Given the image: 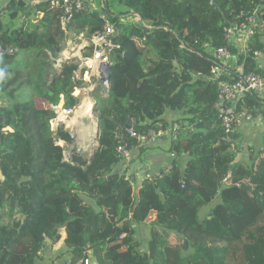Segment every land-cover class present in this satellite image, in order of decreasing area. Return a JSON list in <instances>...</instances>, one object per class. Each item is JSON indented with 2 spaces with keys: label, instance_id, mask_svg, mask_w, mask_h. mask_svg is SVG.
I'll return each mask as SVG.
<instances>
[{
  "label": "trees",
  "instance_id": "obj_1",
  "mask_svg": "<svg viewBox=\"0 0 264 264\" xmlns=\"http://www.w3.org/2000/svg\"><path fill=\"white\" fill-rule=\"evenodd\" d=\"M29 2L12 1L6 9L26 8L34 26L0 25L6 50L0 53V264H40L46 239L61 229L62 249L75 264L85 257L91 264H264V146L249 147V162L238 161L244 137L226 134L215 107L220 83L238 80L237 68L264 78V0H118L123 16L141 21L114 17L111 89L95 108L100 151L91 164L77 152L65 161L57 141L71 138L50 131L53 106L64 95L65 108L76 109L81 85L76 63L62 64L59 72L54 67L66 37L64 9L52 8L51 0L31 8ZM108 6L102 13L74 12L66 30L88 37L102 32ZM255 10L263 25L247 47L227 41L225 29ZM220 48L236 64L216 81L211 69ZM26 53L33 58L22 66ZM236 107L254 121L264 118V97L256 93ZM129 120L141 138L180 126L169 142L172 170L146 179L137 194L132 178L115 170L120 145L140 146L126 129ZM144 224L151 226L145 250L137 241Z\"/></svg>",
  "mask_w": 264,
  "mask_h": 264
},
{
  "label": "built area",
  "instance_id": "obj_2",
  "mask_svg": "<svg viewBox=\"0 0 264 264\" xmlns=\"http://www.w3.org/2000/svg\"><path fill=\"white\" fill-rule=\"evenodd\" d=\"M106 1V0H105ZM64 9L65 17L61 20V29L65 32L67 31V26L71 21L74 12L91 11L89 3L86 0H51V7L57 8L61 6ZM245 20L243 23H236L225 29V39L229 42L234 43L235 41L242 39V48H246L249 41L253 39L260 31L263 21L259 16V11L255 10L252 13H247L243 15ZM102 18L105 20L106 24L102 32H99L92 36L93 46L90 50V54L84 56V66L88 69L87 71H95L101 64H111L110 54L113 49L116 48L111 42V39L115 36V25L113 23L114 16L111 13L102 14ZM68 32V31H67ZM236 45V44H235ZM64 46V44H63ZM62 46V48H63ZM62 54V53H61ZM60 54V55H61ZM257 58H261L263 53L257 51L255 53ZM215 62L211 69L212 79L219 81L226 73L230 74L229 65L235 63L236 58L232 53L226 48H220L214 52ZM75 63V62H74ZM61 60L58 59L54 65L55 69L60 71ZM78 71V70H77ZM89 73V77H90ZM236 75L239 76L238 80L234 83L223 81L219 85L218 101L215 105L218 112L221 126L229 136H234L242 128L245 123H253L254 120L251 115L246 113H240L237 111V101L244 97L247 93H256L261 97H264V78L256 75H244L243 71L239 68L236 70ZM102 74H96L94 78L91 79V89L96 86H101ZM53 110L57 112V117L51 121L50 131L56 133L59 126L63 124V118H70L75 109H66L64 95L60 96L59 103L53 106ZM180 126H174V128L163 131H151L147 137L141 138L135 132L129 131L131 137L138 140L139 147H151L160 138L166 136H171L175 139ZM6 133L12 132L10 127L4 129ZM59 146L63 147V143L60 142ZM77 153L81 154L82 157L86 158L84 150H77ZM117 154L122 160L129 161L132 158V153L125 148L124 145H120L117 148ZM173 166L170 165L166 172H170ZM157 174L155 177H159ZM154 177V178H155ZM126 235H122L123 240ZM83 264H91V258L85 257ZM79 263V264H82Z\"/></svg>",
  "mask_w": 264,
  "mask_h": 264
},
{
  "label": "crops",
  "instance_id": "obj_3",
  "mask_svg": "<svg viewBox=\"0 0 264 264\" xmlns=\"http://www.w3.org/2000/svg\"><path fill=\"white\" fill-rule=\"evenodd\" d=\"M17 2L16 0H12ZM11 1V2H12ZM20 1V0H19ZM39 0H30L29 2V7L31 8L33 5H35ZM89 3V7L92 12H99L102 13V11L107 8L108 6V1L109 0H86ZM9 0H6L5 2H2L0 4V25L3 27L4 30L7 29H17L20 28L21 26L25 25L27 26H34L37 21L34 16H30L28 14V10L15 7L16 9H12L11 6L9 10L6 9L7 6L11 3ZM11 5V4H10ZM109 7V6H108ZM110 12V11H109ZM111 13V12H110ZM8 14L11 18L13 19H18V17L21 20V26H14L13 21L10 22L11 26H8L6 24V20L3 19L4 15ZM114 17H120L119 19L121 22L124 20V17L122 14H119V16H116L112 14ZM138 17V16H137ZM139 18V17H138ZM65 40L63 42V50L62 54L60 55L59 59L62 62V59L64 58H73L76 59L75 63L78 65V71L75 73V82H81L80 87H78L75 90L74 96L77 98H80V104H78V107L75 109L74 114L70 118H63V123L66 125L69 131H75L76 133V142L75 144H72V138L70 143H66L65 141L59 139L57 141V144L60 142L63 143V147L65 148V161L71 162L73 153L77 152V150H84L83 147H89V144H93L91 142H88L85 138H81L82 134L84 133H90L91 135H94L95 133L97 134V130L95 127V124L92 123V125L86 129L85 127L88 125L90 116H94V100L96 99V92L99 94L98 100H101V96L107 97V93L104 89H91L87 87V84H92L91 79L94 75V69L88 72L87 68L84 66V61L83 58L86 55H89L91 52L90 50L92 49L93 46V38L88 37L86 34H80L77 35L74 32H67L65 31ZM237 47H240L242 49V43L243 40L239 39L234 42ZM62 44V45H63ZM147 51V56L150 58H156V56L151 52ZM66 55H63V54ZM66 56V57H65ZM62 64V63H61ZM235 63H232L229 65L230 69H235ZM58 71V70H57ZM59 72V71H58ZM90 73V77H89ZM82 90L81 94H79V91ZM86 97V98H84ZM92 103V112L90 107V104ZM9 105V103H8ZM87 108V111H84ZM82 110V115L79 113V110ZM94 109V110H93ZM80 110V111H81ZM98 117V114H97ZM95 117V119H97ZM85 119H88V122H85ZM166 121L168 123L173 122L175 119V115L173 113L167 114L165 117ZM264 122V118H261L257 121L259 126ZM69 125V126H68ZM85 125V126H84ZM248 123H245L242 128L238 131V133L242 134L243 137L246 132V127H248ZM60 128V127H59ZM85 128V129H82ZM60 130V129H58ZM82 130V131H81ZM169 130V129H168ZM96 131V132H94ZM68 133V131H65ZM69 135V133H68ZM70 136V135H69ZM81 140L82 144H81ZM172 140L171 136H166L164 138H160L153 146L151 147H139V149H147L146 152L145 150L141 149H134L131 151L132 153V158L129 161L122 160L118 165H116V173H127L128 177H131L132 180L134 179V184H135V192L136 194L139 192V189L141 188L142 184L146 179H151L154 178L157 174L160 173L161 170H166L170 165H172L173 162V156L169 153V142ZM75 146V147H74ZM85 154L87 155V150H84ZM86 159V158H85ZM132 161V162H131ZM131 162V163H130ZM185 163V162H183ZM2 159L0 158V183L4 181V176L1 172L2 168ZM129 168V169H128ZM114 212V211H111ZM114 216L117 215L116 211L113 213ZM4 221L6 219L4 218ZM124 223H121L119 225L120 228L124 227ZM145 225V224H144ZM149 226V225H148ZM66 239V233L65 230L61 229L59 230L55 235L52 240L46 239V247L41 253L42 260L40 264H75V259L72 260V257L70 256L69 253L65 252L63 248L64 246V241ZM61 251V253H59Z\"/></svg>",
  "mask_w": 264,
  "mask_h": 264
},
{
  "label": "rangeland",
  "instance_id": "obj_4",
  "mask_svg": "<svg viewBox=\"0 0 264 264\" xmlns=\"http://www.w3.org/2000/svg\"><path fill=\"white\" fill-rule=\"evenodd\" d=\"M5 1L6 0H0V4L2 2H5ZM11 1L12 0H9V2H11ZM16 1L18 2L19 0H16ZM108 5H109V11L111 12V14H114L116 16H119V14L126 11L125 7L123 5H121L118 2V0H109ZM16 8H14V9H16ZM3 19H5L6 24L8 26H11V27H12V25L10 24L11 21H13L14 26H21L22 25L19 17H18V19H13L8 14H5ZM124 19L126 20V22H129V23L140 22V19L137 16H133V15L124 17ZM63 55H66V54L64 53ZM22 56H21L22 57L21 59L23 61L20 63V65L24 66V65H26L25 64L26 62H29L32 60L33 53H26V54H23ZM96 91H98V90H96ZM98 94L99 93L96 92V99L99 98ZM84 98H86V97H84ZM101 98H103V96H101ZM81 109L86 111L84 108H81ZM94 115H95V117H97V113L95 112V110H94ZM95 120H97V119H95ZM96 123H97V121H96ZM94 132H96V131H94ZM252 146L258 147V150L262 149V147L264 146V122L261 124V126H259L257 121H254L253 123H249L248 127H246V132L244 135V141H243V144L240 146V151L241 150H243V151L238 155V161L249 162L250 157H249L248 149H249V147H252ZM210 207H213V205ZM210 207L202 210L201 215H200L201 221L205 222V221H207L206 219H209L208 215H209V211L211 210ZM150 228H151L150 225L149 226L148 225H138L137 241L139 242V244L141 245V249H143V250L147 249V245H148V242L150 239ZM156 229L161 233L162 230L159 227H156ZM59 253H61V251Z\"/></svg>",
  "mask_w": 264,
  "mask_h": 264
},
{
  "label": "water",
  "instance_id": "obj_5",
  "mask_svg": "<svg viewBox=\"0 0 264 264\" xmlns=\"http://www.w3.org/2000/svg\"><path fill=\"white\" fill-rule=\"evenodd\" d=\"M212 4L214 5L213 2H212ZM139 19L141 21V18H139ZM3 52H6V50H5L4 47L0 46V53H3ZM8 52L11 53L12 51H8ZM75 61H76V59H73V58H65V59L63 58L61 63L62 64H64V63H73ZM94 72H95L94 75L91 76L92 78H94L96 74H102L103 75V78L101 79V84H102V87L106 91L107 96H108V94L110 92V89H111V85H110L111 64L110 63L101 64V65L98 66V68L95 69ZM86 86L89 87V88L91 87L90 84H87ZM81 92H82V90L79 91V94H81ZM79 100H80V98H78V100H77L78 104H80ZM98 101H99L98 99L94 100V109L97 107ZM85 122H88V119H85ZM59 127H60L59 129H60L61 132L68 131L70 137L72 138V144H75V142H76V133H75V131H69L64 123L61 124ZM132 127H133V123H132L131 120H129L128 123H127L126 129L128 131H130L132 129ZM99 138H100V127H99V116H98L97 117V134H96V137H95L94 141L98 142ZM99 151H100L99 147H90L87 150L86 160H87L88 164L92 163V161L94 160L96 154ZM133 182H134V179H133Z\"/></svg>",
  "mask_w": 264,
  "mask_h": 264
},
{
  "label": "bare ground",
  "instance_id": "obj_6",
  "mask_svg": "<svg viewBox=\"0 0 264 264\" xmlns=\"http://www.w3.org/2000/svg\"><path fill=\"white\" fill-rule=\"evenodd\" d=\"M67 58V57H66ZM92 89H95V90H97V89H101V86H96V87H93ZM90 109L92 108V103L90 104V107H89ZM89 108H87V109H89ZM86 109V111L88 112V110ZM81 110V109H80ZM79 110V113L82 115V110L80 111ZM91 112H92V109H91ZM89 113V112H88ZM90 114V113H89ZM88 117L90 118V121H89V123H88V125L85 127L86 129H88L91 125H92V123H94L95 124V127L97 126V123H96V121L97 120H95V117L92 115H88ZM69 126V125H68ZM85 126V125H84ZM85 128H82V129H85ZM96 130H97V127H96ZM82 131V130H81ZM81 135H82V137L81 138H85L86 140H88V142H92L93 144H89V147H83L84 148V150H88L90 147H99L100 148V144H99V141L98 142H95L94 140H95V137H96V133L94 134V135H91L90 133H84V134H82L81 133ZM100 139V138H99ZM82 141L83 140H81V144H82Z\"/></svg>",
  "mask_w": 264,
  "mask_h": 264
}]
</instances>
